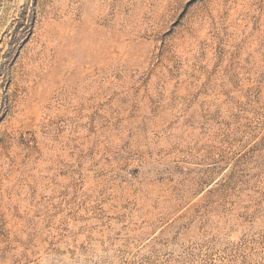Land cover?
Masks as SVG:
<instances>
[{"label": "rangeland", "instance_id": "374dc122", "mask_svg": "<svg viewBox=\"0 0 264 264\" xmlns=\"http://www.w3.org/2000/svg\"><path fill=\"white\" fill-rule=\"evenodd\" d=\"M0 264H264V0H0Z\"/></svg>", "mask_w": 264, "mask_h": 264}]
</instances>
